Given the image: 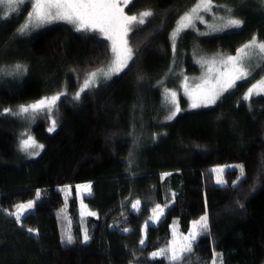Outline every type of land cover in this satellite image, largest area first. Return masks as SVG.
<instances>
[{"label":"trees","instance_id":"trees-1","mask_svg":"<svg viewBox=\"0 0 264 264\" xmlns=\"http://www.w3.org/2000/svg\"><path fill=\"white\" fill-rule=\"evenodd\" d=\"M196 1L123 5L128 15L153 13L129 35L134 58L79 100L74 93L85 74L109 58L107 41L64 23L21 36L27 8L0 20V71L24 67L23 75L0 84V208L13 210L41 189L22 226L0 211V264H168L150 254L168 246L173 224L187 233L205 211L208 233L184 264H209L213 251L223 254V264H264V96L244 99L261 74L238 83L212 106L190 109L181 96L175 118L163 123L154 117L162 96L155 82L173 63L172 31ZM213 2L230 8L243 25L215 35L186 32L178 45L186 75L200 73L196 54L232 55L254 36L264 42L261 0ZM64 89L53 132L45 117L29 123L13 114L20 105ZM149 104L154 110L145 111ZM28 135L43 145L33 157L20 150ZM224 164L243 165V176L238 167L227 169L222 174L227 183L218 185L211 170ZM82 182L93 183L86 201L98 216H81L75 186ZM67 185L69 196L58 189ZM136 200L141 203L133 210ZM165 203L170 206L163 218L148 227L140 245L152 208ZM65 230L74 237L71 245L61 242Z\"/></svg>","mask_w":264,"mask_h":264},{"label":"snow or ice","instance_id":"snow-or-ice-1","mask_svg":"<svg viewBox=\"0 0 264 264\" xmlns=\"http://www.w3.org/2000/svg\"><path fill=\"white\" fill-rule=\"evenodd\" d=\"M133 0H0V19H7L10 15L18 12L21 8L28 4L31 10L27 12L26 22L21 25L18 32L23 34L33 28L42 27L56 21H64L73 25L76 31L83 32H99L107 40L111 41V51L113 53L112 59L104 66L96 68L85 74V78L79 90L75 93L74 99L79 100L80 95L87 89L94 87L100 78L105 80L111 79L113 75H117L128 67L129 61L133 58V49L129 46L126 37L133 30L134 25H143L146 18L153 15L151 10H145L135 15H128L124 11L122 5H128ZM5 6L7 10H5ZM214 7L213 0H197V3L187 12H185L178 20L177 28L172 32L173 38V51H175V37L184 29L194 27L196 21L204 22V16L201 13H210ZM227 9V6H224ZM231 14V9H227ZM221 28H239L242 26L243 21L235 18L221 17ZM213 30H218L215 26ZM253 56H259L264 60V42L259 41L257 37H253L250 41L242 45L236 50V55H228L220 58V64L223 70H214L213 66L217 62L215 59L212 61L205 60L204 63L208 65V73L201 77V83L196 84L195 87L189 91L187 84V77H184V83L181 85L185 94L192 100L191 107L197 108L201 106H208L216 103L220 96L236 87L238 81L246 80L252 76V71L246 66V62ZM19 68V66H17ZM264 92V78L257 81L248 89L244 95V99L248 100L253 94H260L256 92ZM166 103L171 104L173 107L170 109L167 120H172L181 111L178 101L177 92L171 89H165ZM65 95L63 92L56 93L51 96L43 97L33 103L27 105H20L18 110L13 113L15 115H35L37 113L46 112L50 118L49 132L56 128L57 121L52 118L53 109L61 96ZM170 97V98H169ZM5 112H12L11 109H4ZM43 145L38 144L35 139L28 135L27 139L20 141V150L30 155H38L37 149H42ZM227 167H238L241 176L244 174L243 165H229L224 167H216L211 171L216 173V183L223 185L227 183L222 178V173ZM164 175H169L165 173ZM163 178V177H162ZM237 183L234 181L233 184ZM70 185L65 186L62 191L70 192ZM77 195L83 193L85 196L91 195V183L76 185ZM173 198L175 194L173 193ZM41 198V190L37 189L35 199L28 200L25 203H18L13 206V210L7 211V214L14 217L18 224H21L22 218L27 216L35 207V204ZM140 201L136 200L132 203V209H138ZM83 208L87 209V205H83V198L81 199ZM170 205L165 203L163 206L156 204L152 208V215L144 224V237L139 241L140 245L145 244L146 229L155 222L160 221L164 214L165 209ZM63 209H61V213ZM61 213H58L60 215ZM96 216L97 213L93 211L81 212V216ZM70 223V222H69ZM22 226V224H21ZM29 233L37 235V230L27 229ZM123 232H129L130 229L123 228ZM208 233V215L200 216L198 219L191 222L187 234H180L176 238L175 232L173 233V240L169 242L166 248L158 249L150 254V258L155 260L163 257L168 261V264H184L186 259H190L194 253V246L198 238ZM90 239L87 229L83 230V242L87 243ZM61 242L66 245L73 244L74 237L70 231L65 230L61 236ZM198 259V258H197ZM223 264V254L213 251L212 260L209 264Z\"/></svg>","mask_w":264,"mask_h":264},{"label":"rangeland","instance_id":"rangeland-1","mask_svg":"<svg viewBox=\"0 0 264 264\" xmlns=\"http://www.w3.org/2000/svg\"><path fill=\"white\" fill-rule=\"evenodd\" d=\"M262 1V3L264 4V0H261ZM196 3H197V1H196ZM195 3V4H196ZM194 4V5H195ZM213 4H214V7H213V9H212V11L210 12V13H201V15H203L204 16V22L203 23H201V22H199V21H196V23H195V26L194 27H190V28H187V29H184V30H182L176 37H175V45H176V47H175V51H174V58H173V63H172V66H171V68H170V70L169 71H167L166 72V74L159 80V81H156L155 82V86L156 87H160L161 86V101H160V105H158L156 108H157V112L156 113H154V117H155V119H157V121H159V122H167V121H169V120H167L166 119V117L169 115V112H170V109L173 107L171 104H168V103H166V100H165V89L167 88V89H171V90H173V91H176L177 92V101H178V104H179V107H180V109H181V102H180V98H181V96L182 97H184V98H186V100H187V105H188V108H192L191 107V103H192V100L189 98V96L188 95H186L185 94V91H184V89H183V87L181 86L183 83H184V77H187L188 78V80H187V84H188V88H189V91H191L194 87H195V85L196 84H199V83H201L202 81H201V77H204V76H206V75H212L211 73H208V65L207 64H205L204 63V61L205 60H207V61H212L213 59H215L217 62L215 63V65L213 66V68H214V70H223V68H222V65L220 64V58L221 57H226V56H228V55H223V54H214V55H203V54H196L195 55V57H196V60H197V63L200 65V73L199 74H197V75H186L185 74V71L187 70V67L184 65V67L182 68V64L179 62L180 60H181V55H180V53H179V49H178V45H179V41H180V39L182 38V36L186 33V32H188V31H191V30H194V31H197V32H199V33H202V34H205V35H215V34H219V33H223V32H227V31H232V30H237V29H240L241 27H239V28H235V27H232V28H221L220 26H221V24H222V21H221V17H224V18H228L229 17V15H231V18H235V19H239V20H241L240 18H238V17H236L234 14H233V12H232V10H231V14H229L228 13V11H227V9H230V8H225V7H221V6H219L218 4H216V3H214L213 2ZM193 5V6H194ZM123 6V5H122ZM192 6V7H193ZM191 7V8H192ZM27 8V12L28 11H30L31 10V8H30V5H28V4H25L22 8H21V10L20 11H18V12H16V13H14V14H12V15H10L8 18H13V17H17V16H19V14H21V12H23V10L24 9H26ZM190 8V9H191ZM189 9V10H190ZM5 10H7V8H6V6H5ZM188 10V11H189ZM27 12H26V14H25V20L23 21V23H22V25L26 22V18H27ZM180 19V18H179ZM178 19V20H179ZM1 20V19H0ZM241 21H243V20H241ZM178 22V21H177ZM69 24V23H67V22H64V21H56V22H53V23H50V24H46V25H44V26H42V27H38V28H33V29H31V30H29V31H27V32H25V33H23V34H21V33H19L21 36H25V35H30V34H32V33H34V32H39V31H42V30H44V29H47V28H50V27H53V26H55V25H58V24ZM69 25H71V24H69ZM243 25V24H242ZM74 29H75V27L73 26V25H71ZM139 25H134L133 26V30H135L137 27H138ZM177 26H178V24L176 23V26L174 27V29H173V31L177 28ZM216 27L218 30H213V27ZM132 30V31H133ZM131 31V32H132ZM172 31V32H173ZM89 32H91V31H89ZM130 32V33H131ZM96 33H98V35L100 36V37H102V38H104L106 41H107V43H108V45H109V58H108V60L102 65V66H104V65H106L111 59H112V57H113V53H112V51H111V41H109V40H107L105 37H103L99 32H96ZM130 33L128 34V36L126 37V39L128 40V43H129V46L133 49V53H134V48H133V46H132V44H131V42H130ZM171 40H172V44H173V38H172V35H171ZM232 55H236V53H234V54H232ZM133 58H134V54H133ZM133 58H132V60H133ZM131 60V61H132ZM131 61H129V63H128V65L131 63ZM17 66H19V68L17 67ZM101 66V67H102ZM246 66L247 67H249V69L252 71V76H250L248 79H246V80H242V81H238L237 82V84L238 83H241V82H244V81H247V80H249V79H251V78H253V77H255V76H257L258 74H261V76H260V78L259 79H257L253 84H255L257 81H259V80H261L262 78H264V60H262L259 56H253L249 61H247L246 62ZM125 70V69H124ZM123 72V71H122ZM121 72V73H122ZM24 74V67L22 66V65H20V64H17V65H13V66H7V67H4L1 71H0V84L2 83V81H5V79L6 80H9V79H13V78H17V77H19V76H21V75H23ZM120 74V73H119ZM119 74H117V75H119ZM114 76H116V75H113L112 77H111V79L114 77ZM85 78V77H84ZM111 79H107V80H105V79H103V78H100L98 81H97V84L94 86V87H92V88H90V89H94V88H96L98 85H100V84H104V83H107L109 80H111ZM84 80V79H83ZM82 83H83V81H82ZM82 83H81V85H82ZM81 85H80V87H81ZM237 86V85H236ZM252 86V85H251ZM250 86V87H251ZM79 87V88H80ZM79 88H78V90H79ZM236 87H234V88H232V89H230L229 91H231V90H233V89H235ZM77 90V91H78ZM76 91V92H77ZM229 91H227V92H229ZM59 92H63V93H65V95L68 93L67 91H66V89H64V90H62V91H59ZM59 92H57V93H59ZM75 92V93H76ZM227 92H225V93H223L221 96H223L224 94H226ZM256 92H260V90L259 89H257L256 90ZM75 93H74V95H75ZM54 94H56V93H54ZM54 94H52V95H54ZM65 95H63V96H61L60 97V99L57 101V103H56V105L59 103V101L65 96ZM264 96V92H260V94H253L251 97H256V96ZM49 96H51V95H49ZM220 96V97H221ZM250 97V98H251ZM170 98V97H169ZM219 100V99H218ZM217 100V101H218ZM216 101V102H217ZM35 102V101H34ZM33 103V102H32ZM215 104V103H214ZM214 104H211V105H208V106H201V107H209V106H212V105H214ZM55 108H56V106H55ZM53 109V113H52V118H54V119H56V121H57V114H56V109ZM156 108H155V110H156ZM197 108H200V107H197ZM151 109H153L154 110V106H152V105H148V106H145L144 107V110L145 111H149V110H151ZM21 116V118L22 119H24L26 122H29V123H31V122H34L39 116H41V117H45L46 119H47V121L49 122V127H50V123H51V121H50V118H49V115H48V113H46V112H42V113H37V114H35L34 116L33 115H29V114H24V115H20ZM48 127V128H49ZM56 128H57V124H56ZM56 128H55V130H56ZM54 130V131H55ZM53 132V131H52ZM25 139H27V137L25 138ZM36 141V140H35ZM37 142V141H36ZM38 143V142H37ZM39 144V143H38ZM39 149H37V151H38ZM29 156H35V155H30L29 153H27ZM229 165H237V164H224V165H220V166H218V167H224V166H229ZM232 168H235V167H227V168H225V170H227V169H232ZM225 172V171H224ZM223 172V173H224ZM222 173V174H223ZM88 183H91V194L93 193V183L92 182H82V183H78L77 185H81V184H88ZM65 186H60V187H58V189H60L61 191H62V189L64 188ZM39 190H41V189H39ZM71 190H72V188H71ZM66 196H69L70 194H71V191L70 192H65V191H62ZM79 197V204H80V209H81V212H87V211H93V212H96L97 213V215L96 216H98V212L96 211V210H94V209H92L89 205H88V203H87V201H86V197L87 196H85L83 193H81V195L80 196H78ZM83 198V205H87V209H85V208H83V206H82V204H81V199ZM32 199H35V196L33 197V198H31V199H29V200H32ZM28 201V200H27ZM27 201H24V202H22V203H25V202H27ZM161 205V204H160ZM161 206H163V205H161ZM34 210V209H33ZM32 210V211H33ZM84 216H87V215H84ZM159 222V221H158ZM158 222H155V223H152L151 225H155V224H157ZM147 230H148V228L146 229V235H147ZM171 230H172V237H171V240L170 241H172L173 240V233L175 232V234H176V238H179V236H180V234H187V233H184V232H182L180 229H179V226H177L176 224H173L172 225V228H171ZM143 236H144V227H143ZM157 251V250H156ZM217 264H219V261H217Z\"/></svg>","mask_w":264,"mask_h":264}]
</instances>
